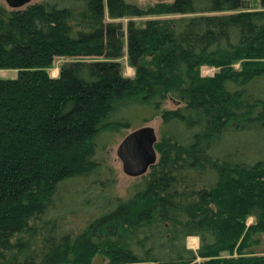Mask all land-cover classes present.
I'll list each match as a JSON object with an SVG mask.
<instances>
[{"label": "trees", "instance_id": "obj_1", "mask_svg": "<svg viewBox=\"0 0 264 264\" xmlns=\"http://www.w3.org/2000/svg\"><path fill=\"white\" fill-rule=\"evenodd\" d=\"M243 1L0 4V264H264V0ZM60 56L104 58L53 76ZM158 115L122 196L97 156Z\"/></svg>", "mask_w": 264, "mask_h": 264}, {"label": "rangeland", "instance_id": "obj_2", "mask_svg": "<svg viewBox=\"0 0 264 264\" xmlns=\"http://www.w3.org/2000/svg\"><path fill=\"white\" fill-rule=\"evenodd\" d=\"M41 0H34V2H38ZM131 2H135L141 6L147 7L150 5L155 4L158 0H128ZM0 4H4L7 5V3L5 2V0H0ZM8 6V5H7ZM259 7V3L256 1H251V7ZM180 15L178 14H170V15H166V14H162V15H148V16H144V17H136L134 18L138 23L143 24L144 21L148 18H152V17H156V18H165V17H178ZM122 21V29H125L127 31V23L130 20V18L126 17V18H121L120 19ZM104 56H86V57H74V58H68V57H64V56H60L57 57L54 61L53 66L51 67L50 71L51 74L53 76H57L60 72V68L62 66V64H64L67 61L70 60H74V59H103ZM121 62H122V66H123V72L125 75L128 76H133L135 74V68L129 63L127 56H124L122 58H120ZM216 67H212V66H207L204 65L202 67V72L203 74H213L216 71ZM18 74V70L14 69V68H0V78H5V77H14ZM178 105V102L176 100H173L172 98H169L165 101L164 103V107L165 108H171V107H176ZM140 115V118L144 117L145 114H147V112L145 113L142 110H139V112H137ZM145 113V114H144ZM135 123L132 127L130 128H125L122 130L121 133L117 134L116 136V142L113 143L112 145L108 146V148L102 152H100L98 154V159L105 165L110 166L115 172H116V177H117V186H116V190L117 193L122 195V196H127L130 194V189L132 187V185L134 183H137L140 181L141 176H131L127 173L124 172L123 167H122V161L120 159V157L117 154V147L119 145V143L121 142V140L123 139V137L129 133L132 129L137 128L139 126H142L144 124H150L153 125L156 130L160 131V124H161V117L160 115L153 117L150 120L144 121V122H139L138 119H135ZM253 218H250V222L252 221ZM197 238V242L195 241V239ZM187 244L189 247L197 249L200 245V241L199 238L196 236H191L187 239Z\"/></svg>", "mask_w": 264, "mask_h": 264}, {"label": "water", "instance_id": "obj_3", "mask_svg": "<svg viewBox=\"0 0 264 264\" xmlns=\"http://www.w3.org/2000/svg\"><path fill=\"white\" fill-rule=\"evenodd\" d=\"M33 1L5 0L7 5L13 9L24 8ZM242 8L250 9L251 0H244ZM126 35L127 31L121 28L119 37L124 38ZM158 140V131L150 124H144L127 133L117 147V154L122 161L124 172L131 176H142L147 173L150 167L158 161L159 152L156 147Z\"/></svg>", "mask_w": 264, "mask_h": 264}, {"label": "bare ground", "instance_id": "obj_4", "mask_svg": "<svg viewBox=\"0 0 264 264\" xmlns=\"http://www.w3.org/2000/svg\"><path fill=\"white\" fill-rule=\"evenodd\" d=\"M197 237V236H196ZM195 241L197 242V238L195 239Z\"/></svg>", "mask_w": 264, "mask_h": 264}]
</instances>
